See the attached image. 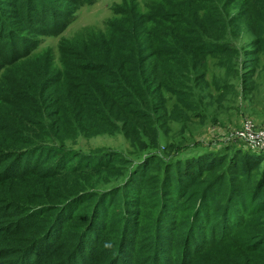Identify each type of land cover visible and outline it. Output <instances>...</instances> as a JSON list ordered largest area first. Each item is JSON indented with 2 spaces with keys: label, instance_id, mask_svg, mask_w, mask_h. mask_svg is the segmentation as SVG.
<instances>
[{
  "label": "trees",
  "instance_id": "1",
  "mask_svg": "<svg viewBox=\"0 0 264 264\" xmlns=\"http://www.w3.org/2000/svg\"><path fill=\"white\" fill-rule=\"evenodd\" d=\"M257 1L254 16L252 0H157L145 12L125 6L117 25L64 40L67 57L59 68L49 57L35 76L42 72L43 82L10 92L21 109L0 112V238L10 242L2 261L264 264V155H243L241 163L200 157L174 169L175 159L152 153L175 126L183 136L208 119L215 92L225 100L232 75L242 90L256 83L264 53V0ZM96 2L0 0L2 50L23 59L35 49L31 35H62ZM243 34L252 40L236 71L234 40ZM211 60L222 77L209 76ZM102 136H121L148 154L135 164L113 148L66 151L69 137ZM174 149L181 152L173 146L168 154ZM99 185L108 188L100 193Z\"/></svg>",
  "mask_w": 264,
  "mask_h": 264
},
{
  "label": "rangeland",
  "instance_id": "2",
  "mask_svg": "<svg viewBox=\"0 0 264 264\" xmlns=\"http://www.w3.org/2000/svg\"><path fill=\"white\" fill-rule=\"evenodd\" d=\"M154 1L157 0H97L94 5L83 7L78 13L76 20L68 26L67 30L62 35L58 37L44 36L41 38H35L31 35L30 41L32 40L31 43L34 45L35 49L32 53H25L27 56L21 60L16 61L17 58H11L10 49L7 51L2 50L5 45V41L2 40L0 42V68L4 69L0 72V95H2L0 97V106L2 107L0 112L3 111L14 116L15 113L20 111L21 107H14L11 99L12 94L10 95V92L14 91L16 95H19L22 92L27 93L26 90L29 87L27 84L29 82L36 83V80H38V83L43 82L44 79L41 75L42 72L37 79L35 76L43 69V67V70H46L45 65H47L50 56H52L55 67H60L58 61L62 57H67V55L63 56V49H61L64 40L71 41L72 39H75L80 42L93 33L104 30L109 23H111V25H117L116 22L120 20V17L115 15L118 14L120 10L124 11L125 6L129 8L138 6L139 9L143 6V12H145L146 4ZM252 5L254 7L251 9V15L254 16L258 11L257 7L260 3L257 0H252ZM134 11V9H130L129 12ZM0 37L3 39V35ZM6 38V40H9L7 36ZM232 39H235V36H232ZM251 40L252 39L248 34H243L234 40V44L237 48L236 51L233 52L236 61V71L242 68L240 65V54L244 47L249 46ZM262 47V50L264 51V43L262 44ZM24 50L25 49L21 46L18 54H24ZM208 70L210 72L209 76L216 74L217 77L220 78L224 74V70L220 69L214 60L208 62ZM254 77L256 83H254L253 86L250 87L246 85L243 87L244 89L252 88V91L248 93L244 91V89L242 90L239 79H235L232 75V77L227 80V83L231 84V87L227 90L225 100L220 102V95L215 92L216 105L211 107L208 119L203 123L197 122L190 125L183 136L178 133L179 126H175L170 135L167 132L165 133L164 144L160 147V150L157 152L153 151L152 153L158 154L164 162H168L169 164H172L175 159L176 161L172 166L174 169L178 165L184 166L187 162H190V160L196 161L200 157L217 158L218 156H239L238 162L241 163L243 155H254L253 153L256 152L246 149L242 144L228 139L237 130L241 129L244 122L248 120H251L258 127H264V53L260 55L257 61V70ZM56 80L57 75L53 77V81L56 82ZM63 80L62 76L60 92L65 91ZM20 84H22L23 89L16 90L15 88ZM2 99H4V101H2ZM248 99H252L253 103ZM71 138L72 137H69L66 143V145L69 146L68 150L65 149L66 151L88 154L93 150L113 148L122 154L124 158L128 159V162H134L135 164L136 162L138 164V162L148 154L134 151L129 142L121 136H102L92 140ZM173 146L175 148L180 146L181 152L174 149L171 154H168V147ZM263 155L264 153L260 154V156ZM263 166L264 162H262L259 170H262ZM159 176L162 178L163 173H160ZM102 179L103 176H100V178H94L92 185L100 183ZM107 188L108 187H105L104 185H99L98 191L103 193ZM4 226L6 225L0 226V228ZM5 229L6 228L3 230ZM33 231H35V229H33ZM20 237L22 236L16 235L14 240H18ZM9 243L10 242L0 238V253L7 250V248L4 247ZM24 243L25 241L22 244ZM3 254L7 255V252H4ZM3 254H0V260ZM22 258L27 257L23 256ZM128 262H130V258H128ZM0 264L20 263H17V258L9 257L3 261L1 260Z\"/></svg>",
  "mask_w": 264,
  "mask_h": 264
},
{
  "label": "built area",
  "instance_id": "3",
  "mask_svg": "<svg viewBox=\"0 0 264 264\" xmlns=\"http://www.w3.org/2000/svg\"><path fill=\"white\" fill-rule=\"evenodd\" d=\"M228 139L242 144L253 152L264 153V127L256 126L251 120L244 122L241 129Z\"/></svg>",
  "mask_w": 264,
  "mask_h": 264
}]
</instances>
